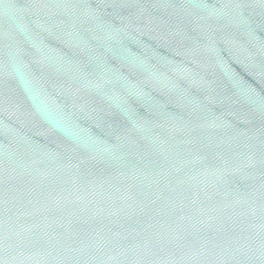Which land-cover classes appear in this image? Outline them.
<instances>
[{"label":"water","instance_id":"obj_1","mask_svg":"<svg viewBox=\"0 0 264 264\" xmlns=\"http://www.w3.org/2000/svg\"><path fill=\"white\" fill-rule=\"evenodd\" d=\"M263 206L264 0H0V264Z\"/></svg>","mask_w":264,"mask_h":264}]
</instances>
